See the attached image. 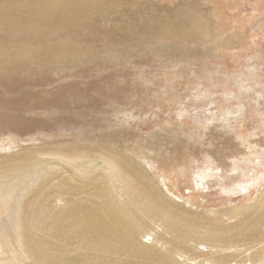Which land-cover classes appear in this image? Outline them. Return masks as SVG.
Segmentation results:
<instances>
[{"label":"bare ground","instance_id":"obj_1","mask_svg":"<svg viewBox=\"0 0 264 264\" xmlns=\"http://www.w3.org/2000/svg\"><path fill=\"white\" fill-rule=\"evenodd\" d=\"M143 1L148 9L128 10V0H0V92L30 83L42 72L96 61L93 47L75 40L78 29L108 38L112 47L103 55L116 62L147 54L162 62L196 63L188 45L164 40L208 38L201 12L183 8L182 2L163 11ZM125 16H142L144 23L114 22ZM106 21L114 23L102 26ZM10 80L16 86L6 89ZM47 97L28 105L47 106ZM5 104L0 96V106ZM67 144L28 146L17 153L0 146L2 264H264V185L253 202L227 211L239 216L236 220L205 221L159 185L150 165L161 163L160 142L159 148L142 147L115 133ZM206 173L197 177L202 180ZM158 225L162 232H154ZM176 247L191 256L179 261Z\"/></svg>","mask_w":264,"mask_h":264},{"label":"rangeland","instance_id":"obj_2","mask_svg":"<svg viewBox=\"0 0 264 264\" xmlns=\"http://www.w3.org/2000/svg\"><path fill=\"white\" fill-rule=\"evenodd\" d=\"M141 1L128 0V10L148 9ZM150 1L158 10L170 11L182 2L183 8L201 12L208 38L164 40L188 45L196 63L162 62L147 54L116 62L103 55L112 47L108 38L78 29L75 40L92 46L97 60L75 70L42 72L33 77V85L1 90L6 104L0 106V146L17 153L28 146L65 147L84 137L115 133L142 147L160 142L161 163L150 167L163 191L170 196L168 187L173 198L185 201L205 221L230 223L239 216L227 211L253 202L264 185V0ZM132 20L144 23L142 16L114 22ZM11 85L16 86L12 80L4 84L6 89ZM44 95L50 99L47 106L28 105ZM198 172H208L205 180ZM156 231L162 227L155 226ZM187 255L177 250L179 261Z\"/></svg>","mask_w":264,"mask_h":264}]
</instances>
